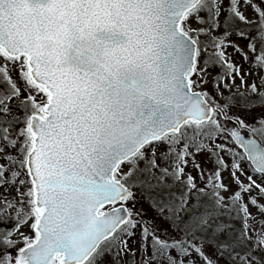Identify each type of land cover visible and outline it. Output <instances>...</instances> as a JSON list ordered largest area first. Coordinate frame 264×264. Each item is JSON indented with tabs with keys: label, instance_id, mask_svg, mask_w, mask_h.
Masks as SVG:
<instances>
[{
	"label": "snow or ice",
	"instance_id": "6c2138e0",
	"mask_svg": "<svg viewBox=\"0 0 264 264\" xmlns=\"http://www.w3.org/2000/svg\"><path fill=\"white\" fill-rule=\"evenodd\" d=\"M0 264H264V0H0Z\"/></svg>",
	"mask_w": 264,
	"mask_h": 264
}]
</instances>
